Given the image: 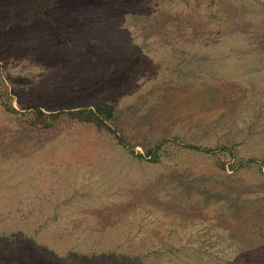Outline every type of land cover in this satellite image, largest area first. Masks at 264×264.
<instances>
[{"label":"rangeland","instance_id":"374dc122","mask_svg":"<svg viewBox=\"0 0 264 264\" xmlns=\"http://www.w3.org/2000/svg\"><path fill=\"white\" fill-rule=\"evenodd\" d=\"M0 264H264V0H0Z\"/></svg>","mask_w":264,"mask_h":264},{"label":"trees","instance_id":"16d2710c","mask_svg":"<svg viewBox=\"0 0 264 264\" xmlns=\"http://www.w3.org/2000/svg\"><path fill=\"white\" fill-rule=\"evenodd\" d=\"M9 111L12 115L20 114L16 112L14 109H11ZM46 111L48 114L43 113L39 109H35L34 110L35 119L32 120V123H38L41 126V128L44 130H47L53 127L54 123L58 120L61 114V112L56 111V110H53V111L46 110ZM67 115L68 117H70L73 120H76L79 123L92 124L98 130L107 131L110 135L115 137L117 142L121 145L122 140H120L116 136L114 131L110 128V126L107 125V122H111L114 119V113L107 106L96 105L93 107L92 110L86 107L73 108V109L68 110ZM191 149H195L193 151H196V152L208 153V150L202 151L197 148H191ZM149 154L150 156L152 155L151 152H149ZM153 163H155V160H153Z\"/></svg>","mask_w":264,"mask_h":264}]
</instances>
